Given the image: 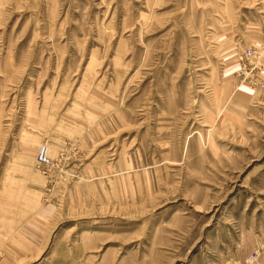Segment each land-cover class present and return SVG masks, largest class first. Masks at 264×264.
Listing matches in <instances>:
<instances>
[{
  "label": "rangeland",
  "instance_id": "1",
  "mask_svg": "<svg viewBox=\"0 0 264 264\" xmlns=\"http://www.w3.org/2000/svg\"><path fill=\"white\" fill-rule=\"evenodd\" d=\"M0 264H264V0H0Z\"/></svg>",
  "mask_w": 264,
  "mask_h": 264
},
{
  "label": "built area",
  "instance_id": "2",
  "mask_svg": "<svg viewBox=\"0 0 264 264\" xmlns=\"http://www.w3.org/2000/svg\"><path fill=\"white\" fill-rule=\"evenodd\" d=\"M37 159L38 164L41 166L49 164L50 158L48 156L46 147H41Z\"/></svg>",
  "mask_w": 264,
  "mask_h": 264
}]
</instances>
